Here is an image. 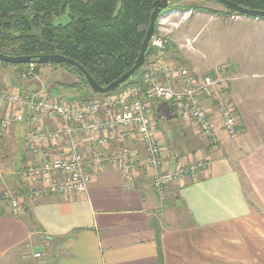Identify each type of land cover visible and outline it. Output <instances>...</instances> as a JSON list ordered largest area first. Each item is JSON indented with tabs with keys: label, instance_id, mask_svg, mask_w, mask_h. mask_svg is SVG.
Instances as JSON below:
<instances>
[{
	"label": "crops",
	"instance_id": "1",
	"mask_svg": "<svg viewBox=\"0 0 264 264\" xmlns=\"http://www.w3.org/2000/svg\"><path fill=\"white\" fill-rule=\"evenodd\" d=\"M186 26L180 33L190 38ZM232 90L227 102L234 109L236 138L218 130L216 140L200 137L197 145L168 104L151 102L149 115L157 116L164 133V173L205 162L163 192L153 186L150 169L135 166L126 174L111 163L91 171L83 193L32 199V183L24 182L28 193L25 199L19 195L16 214L0 205V262L28 246L44 252L43 264H264V135L250 127L251 111L235 85ZM82 142L87 152L90 140L82 136ZM129 146L136 159H147L138 138ZM115 148L110 144L107 150ZM26 152L34 162L25 139Z\"/></svg>",
	"mask_w": 264,
	"mask_h": 264
},
{
	"label": "built area",
	"instance_id": "2",
	"mask_svg": "<svg viewBox=\"0 0 264 264\" xmlns=\"http://www.w3.org/2000/svg\"><path fill=\"white\" fill-rule=\"evenodd\" d=\"M186 13L190 11L168 9L160 16L185 19ZM166 43L162 35L154 33L150 39L153 58L141 72L142 83L124 86L112 93L113 96L93 95L70 101L47 96L43 90L30 93L0 90V103L4 104L0 128L8 129L17 122L27 125L26 145L34 162L22 168L20 177L23 182L32 183L30 198L51 193H83L91 171L105 163L115 165L126 174L135 166L150 169L153 186L160 192L167 183L204 168V160H197L164 173L166 156L162 138L149 115L153 99L172 103L176 116L191 123L204 139L216 140L218 130L229 139L236 138L232 106L220 99L214 105L206 104L217 92L214 90L220 85V76L197 77L187 65L170 62L166 58ZM185 45L191 47L189 38ZM82 136L90 140L87 152ZM135 138L142 142L147 159L139 160L132 154L129 142ZM110 144L116 148L107 150ZM8 197L16 214L20 200Z\"/></svg>",
	"mask_w": 264,
	"mask_h": 264
},
{
	"label": "rangeland",
	"instance_id": "3",
	"mask_svg": "<svg viewBox=\"0 0 264 264\" xmlns=\"http://www.w3.org/2000/svg\"><path fill=\"white\" fill-rule=\"evenodd\" d=\"M186 3L189 4L190 1L182 2V4ZM204 4L216 9L217 12L210 14L185 9L187 12L190 11V13H186L190 19L188 16L181 19L175 15L169 18L161 17V13L166 11L168 7L161 10L156 19L153 34H160L167 40L165 53L170 62L187 65L197 77L207 75L215 78L220 76L222 79L220 85L214 90L217 92L209 100L211 105H214L219 99L232 102L230 94L235 85L238 93L245 99L248 111H251V114L248 115L250 127L254 128L255 131L261 128L264 135V17L230 16L221 4L213 0H208ZM67 21V14L53 19L54 24L66 23ZM186 25H188L190 35H192L189 38L191 47L185 45L187 38L180 33L181 28L184 26L186 28ZM149 47L151 48L150 41ZM182 54H185L187 58ZM152 58L153 54L150 56V59ZM149 60H145L141 70L138 69L135 72L136 77L139 70L141 75ZM32 68V66L25 68L29 72L20 76L15 67L4 66L0 63V90L7 89L9 91V89L14 88L24 93L43 90V93L47 92V96L53 98L70 101L86 99L85 91L80 92L77 88L64 86L77 82V78L68 71L59 67L43 65L37 73H33ZM122 87L120 86L116 91ZM86 91H88L87 94L91 95L90 97H93L89 90ZM112 93L107 94L111 95ZM95 96L103 97L105 94ZM150 101H161L164 102L161 104H166L163 100L153 99ZM152 116L153 122L156 124L157 116ZM236 116L240 117L239 112ZM186 123L184 125L189 130L190 141L196 145L200 144L201 135L198 132H193L191 123ZM238 123L241 122L238 121ZM26 126L24 123L17 122L10 126L11 128H0V205L3 204L6 207H11L8 196L19 200V188L24 184L20 177L21 170L30 163L28 162L30 155L27 152L24 153ZM156 127L160 130L159 124H156ZM160 131L159 138H163L164 133ZM183 141H185L184 138ZM162 147L164 150L166 149L163 143ZM3 197L8 199H3ZM21 249L19 254L11 258L10 256L4 257L0 264H43L44 252L41 254L28 246ZM45 250H50V247L45 246ZM36 253L41 255L36 257Z\"/></svg>",
	"mask_w": 264,
	"mask_h": 264
},
{
	"label": "trees",
	"instance_id": "4",
	"mask_svg": "<svg viewBox=\"0 0 264 264\" xmlns=\"http://www.w3.org/2000/svg\"><path fill=\"white\" fill-rule=\"evenodd\" d=\"M153 1L0 0V53L12 56L59 54L79 63L99 85L106 86L134 64L149 24ZM185 1L190 3L182 4ZM206 1L168 0L166 10L174 8L210 14L217 12L206 6ZM230 1L251 9L264 10V0ZM225 10L230 16L240 15L227 8ZM63 14H67L68 21L54 24V17ZM152 54L153 49L149 47L145 60H149ZM0 63L15 67L20 76L27 74L29 71L25 68L31 66L33 73H37L43 65L59 67L77 78V82L64 86L77 88L80 92L89 90L97 95L77 68L63 62L33 65ZM140 70L137 77L134 73L121 87L140 85ZM165 103L169 105V111L176 115L173 104ZM19 193L25 199L27 188L20 187Z\"/></svg>",
	"mask_w": 264,
	"mask_h": 264
},
{
	"label": "water",
	"instance_id": "5",
	"mask_svg": "<svg viewBox=\"0 0 264 264\" xmlns=\"http://www.w3.org/2000/svg\"><path fill=\"white\" fill-rule=\"evenodd\" d=\"M221 4L224 8L238 13L242 16L250 17H264V10L251 9L248 7L241 6L230 0H213ZM152 12L150 14L149 24L142 40L140 52L130 69L124 72L120 77L112 81L106 86L99 85L87 71L76 61L68 57L59 54H40L37 56L28 55H5L0 53V61L11 63V64H47L50 62H63L77 68L84 76L88 86L95 94H107L117 88H119L127 79L131 78L133 74L140 69L145 62V56L149 48V41L155 29V22L158 14L161 10H165L168 7V0H155L152 3Z\"/></svg>",
	"mask_w": 264,
	"mask_h": 264
}]
</instances>
